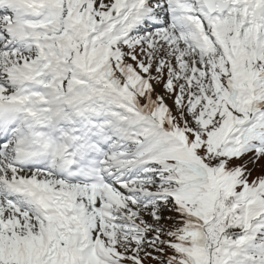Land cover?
I'll use <instances>...</instances> for the list:
<instances>
[{
  "label": "snow or ice",
  "instance_id": "6c2138e0",
  "mask_svg": "<svg viewBox=\"0 0 264 264\" xmlns=\"http://www.w3.org/2000/svg\"><path fill=\"white\" fill-rule=\"evenodd\" d=\"M0 264H264V0H0Z\"/></svg>",
  "mask_w": 264,
  "mask_h": 264
}]
</instances>
